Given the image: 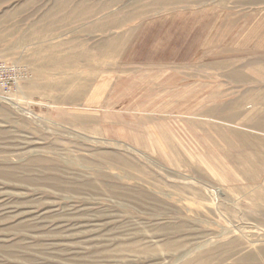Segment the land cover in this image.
I'll return each mask as SVG.
<instances>
[{"label": "rangeland", "instance_id": "374dc122", "mask_svg": "<svg viewBox=\"0 0 264 264\" xmlns=\"http://www.w3.org/2000/svg\"><path fill=\"white\" fill-rule=\"evenodd\" d=\"M0 264H264V0H0Z\"/></svg>", "mask_w": 264, "mask_h": 264}, {"label": "bare ground", "instance_id": "6f19581e", "mask_svg": "<svg viewBox=\"0 0 264 264\" xmlns=\"http://www.w3.org/2000/svg\"><path fill=\"white\" fill-rule=\"evenodd\" d=\"M172 2V1H171Z\"/></svg>", "mask_w": 264, "mask_h": 264}]
</instances>
